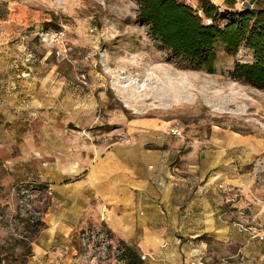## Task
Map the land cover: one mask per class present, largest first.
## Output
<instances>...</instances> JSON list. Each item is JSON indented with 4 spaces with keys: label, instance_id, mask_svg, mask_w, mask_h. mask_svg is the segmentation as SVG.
<instances>
[{
    "label": "rangeland",
    "instance_id": "374dc122",
    "mask_svg": "<svg viewBox=\"0 0 264 264\" xmlns=\"http://www.w3.org/2000/svg\"><path fill=\"white\" fill-rule=\"evenodd\" d=\"M136 16L133 0H0V24L9 25V44L30 56L26 65L54 70L80 96L94 121L81 129L89 146L105 149L129 126L139 133L146 125L182 155L217 154L213 138L226 133L247 144L226 148L231 169L218 172L220 180L237 199L264 206V92L228 77L249 54L219 51L212 74L194 70L172 59ZM47 207L41 186L0 188V264H117L119 243L129 247L99 223L78 221L69 236L52 235Z\"/></svg>",
    "mask_w": 264,
    "mask_h": 264
},
{
    "label": "crops",
    "instance_id": "0c3cea01",
    "mask_svg": "<svg viewBox=\"0 0 264 264\" xmlns=\"http://www.w3.org/2000/svg\"><path fill=\"white\" fill-rule=\"evenodd\" d=\"M177 1L193 9L200 2ZM209 1L220 11H264V0ZM0 27V188L41 186L52 235L99 223L144 264H264V240L232 226L264 232V206L237 199L218 175L231 169L226 148L247 142L224 133L213 138L223 147L217 154L182 155L141 125L105 149L89 146L81 129L94 121L80 96L54 70L28 67L30 58L8 42L9 25Z\"/></svg>",
    "mask_w": 264,
    "mask_h": 264
},
{
    "label": "trees",
    "instance_id": "16d2710c",
    "mask_svg": "<svg viewBox=\"0 0 264 264\" xmlns=\"http://www.w3.org/2000/svg\"><path fill=\"white\" fill-rule=\"evenodd\" d=\"M133 1L137 20L147 25L150 37L172 59L212 74L219 51L235 57L243 50L250 61H235L228 77L264 92V11H220L209 0H200L196 9L177 0ZM119 244V262L144 264L136 250Z\"/></svg>",
    "mask_w": 264,
    "mask_h": 264
},
{
    "label": "built area",
    "instance_id": "2783aa9c",
    "mask_svg": "<svg viewBox=\"0 0 264 264\" xmlns=\"http://www.w3.org/2000/svg\"><path fill=\"white\" fill-rule=\"evenodd\" d=\"M30 58V56H28ZM218 189L223 191L222 186H218ZM232 226L238 229L240 232H245L248 234L249 239L251 240H258V241H263L264 240V232L263 231H258L255 230L254 228L248 227L244 225L243 223H232ZM140 259L142 261L145 260L144 256H140Z\"/></svg>",
    "mask_w": 264,
    "mask_h": 264
},
{
    "label": "bare ground",
    "instance_id": "6f19581e",
    "mask_svg": "<svg viewBox=\"0 0 264 264\" xmlns=\"http://www.w3.org/2000/svg\"><path fill=\"white\" fill-rule=\"evenodd\" d=\"M220 140V139H219ZM224 145H226L227 146V144H224Z\"/></svg>",
    "mask_w": 264,
    "mask_h": 264
}]
</instances>
